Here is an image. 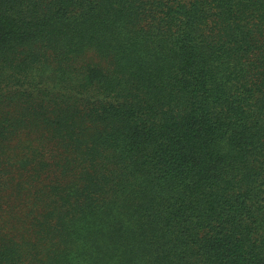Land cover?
Segmentation results:
<instances>
[{"label":"trees","instance_id":"1","mask_svg":"<svg viewBox=\"0 0 264 264\" xmlns=\"http://www.w3.org/2000/svg\"><path fill=\"white\" fill-rule=\"evenodd\" d=\"M0 264H264V0H0Z\"/></svg>","mask_w":264,"mask_h":264}]
</instances>
